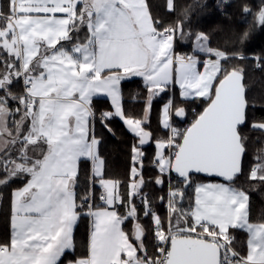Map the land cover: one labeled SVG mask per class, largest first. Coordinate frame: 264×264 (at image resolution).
Returning a JSON list of instances; mask_svg holds the SVG:
<instances>
[{
    "label": "snow or ice",
    "instance_id": "obj_1",
    "mask_svg": "<svg viewBox=\"0 0 264 264\" xmlns=\"http://www.w3.org/2000/svg\"><path fill=\"white\" fill-rule=\"evenodd\" d=\"M163 6L175 21L151 0H0V264H264V211L251 212L264 189V53L243 47L264 32V0H217L246 25L231 48L188 24L200 0ZM135 78L143 90L126 97ZM117 119L132 141L124 179L108 175L97 133L114 136Z\"/></svg>",
    "mask_w": 264,
    "mask_h": 264
},
{
    "label": "trees",
    "instance_id": "obj_2",
    "mask_svg": "<svg viewBox=\"0 0 264 264\" xmlns=\"http://www.w3.org/2000/svg\"><path fill=\"white\" fill-rule=\"evenodd\" d=\"M196 0H176L178 10L188 5H192ZM206 6L203 10L197 8L190 14L188 24L193 30H203L211 34L213 46L220 45L222 47L231 48L234 46V36L237 32L243 31L246 28L242 18L236 13L235 7L229 8L226 11L230 14L225 16L217 8V0H200ZM153 11L164 18L166 22L175 21L177 15H170L164 8V0H151ZM249 56L264 53V32L257 31L243 45ZM191 49L190 42L184 41L177 44V51L188 52ZM253 79H259L258 74H253L250 71ZM143 85L139 78L127 81L124 84V92L126 97L131 96L136 92H142ZM108 105V101L104 97L95 99L96 108L103 109ZM125 106L133 110H139L142 103H131L126 99ZM199 110V105H193ZM160 109V103L154 105L153 125H155V113ZM255 115H259L256 113ZM112 127L115 130V135L109 134L105 129L97 125V133L103 137V142L100 145V151L107 161V173L111 177L124 179L130 163V145L132 143L130 134L127 133L122 122L117 119L112 122ZM151 153L152 149H147ZM147 166V165H146ZM87 170L85 165L81 170V182L84 186V178ZM151 175V172L148 173ZM201 180L211 179L209 177H200ZM153 194H156L153 189ZM9 190L3 189L0 191V234L1 239H4L9 234ZM264 211V189L253 191L251 195V212L253 219L257 218ZM89 224L87 220H81L75 230V237L79 244L84 245L87 242ZM240 239H246L245 234H240ZM83 248H81V251Z\"/></svg>",
    "mask_w": 264,
    "mask_h": 264
},
{
    "label": "crops",
    "instance_id": "obj_3",
    "mask_svg": "<svg viewBox=\"0 0 264 264\" xmlns=\"http://www.w3.org/2000/svg\"><path fill=\"white\" fill-rule=\"evenodd\" d=\"M210 179H207V180H201V181H203V182H208Z\"/></svg>",
    "mask_w": 264,
    "mask_h": 264
},
{
    "label": "built area",
    "instance_id": "obj_4",
    "mask_svg": "<svg viewBox=\"0 0 264 264\" xmlns=\"http://www.w3.org/2000/svg\"><path fill=\"white\" fill-rule=\"evenodd\" d=\"M0 239H1V234H0Z\"/></svg>",
    "mask_w": 264,
    "mask_h": 264
}]
</instances>
